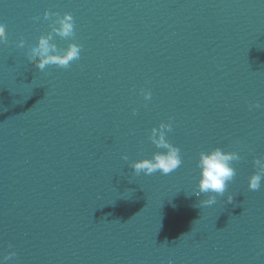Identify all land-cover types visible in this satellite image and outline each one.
Returning a JSON list of instances; mask_svg holds the SVG:
<instances>
[{"label":"water","instance_id":"obj_1","mask_svg":"<svg viewBox=\"0 0 264 264\" xmlns=\"http://www.w3.org/2000/svg\"><path fill=\"white\" fill-rule=\"evenodd\" d=\"M45 9L74 17L69 68L29 62L56 19ZM0 22L6 264H264V184L248 187L264 157V0H0ZM161 122L183 163L136 175ZM216 147L241 159L207 206L196 163Z\"/></svg>","mask_w":264,"mask_h":264},{"label":"clouds","instance_id":"obj_2","mask_svg":"<svg viewBox=\"0 0 264 264\" xmlns=\"http://www.w3.org/2000/svg\"><path fill=\"white\" fill-rule=\"evenodd\" d=\"M55 16L52 21L51 30L46 34H41L31 47L28 59L39 71L45 70L47 66L55 65L60 68H69L73 61L78 60L81 56L82 45L75 42V20L71 12L59 13L49 12L47 9L43 12V19L48 20ZM37 21L39 18H36ZM59 36L64 40H69L66 48H61L55 43V37ZM8 43V28L3 22H0V45ZM19 48H25L26 43L21 40ZM145 101L152 98L150 90L141 89ZM260 104H250V110L259 108ZM133 109V114L136 113ZM173 130L171 122H161L158 127H152L149 139L159 151L154 153L151 158L136 160L131 163L130 167L136 175L143 173L151 175L159 171L167 175L175 171L182 163L181 149L173 145L167 138V134ZM122 159L127 160L125 155ZM238 152L224 151L216 147L210 150L201 151L196 163L199 169V182L196 190L193 192L197 196L208 195L210 198L203 203L211 206L216 203L218 196H223L227 191L228 184L236 176V169L232 162L240 160ZM256 171L248 178V187L250 190H260L264 184V157H257L253 161ZM231 200V198H229ZM15 252L0 257V264H6Z\"/></svg>","mask_w":264,"mask_h":264},{"label":"snow or ice","instance_id":"obj_3","mask_svg":"<svg viewBox=\"0 0 264 264\" xmlns=\"http://www.w3.org/2000/svg\"><path fill=\"white\" fill-rule=\"evenodd\" d=\"M261 106V105H260Z\"/></svg>","mask_w":264,"mask_h":264}]
</instances>
